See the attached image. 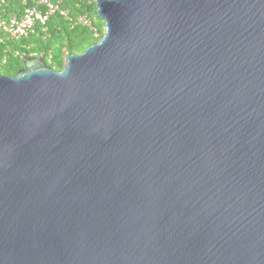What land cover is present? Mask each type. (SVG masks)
Returning a JSON list of instances; mask_svg holds the SVG:
<instances>
[{"label": "water", "instance_id": "1", "mask_svg": "<svg viewBox=\"0 0 264 264\" xmlns=\"http://www.w3.org/2000/svg\"><path fill=\"white\" fill-rule=\"evenodd\" d=\"M95 6L0 75V264H264V0Z\"/></svg>", "mask_w": 264, "mask_h": 264}, {"label": "trees", "instance_id": "2", "mask_svg": "<svg viewBox=\"0 0 264 264\" xmlns=\"http://www.w3.org/2000/svg\"><path fill=\"white\" fill-rule=\"evenodd\" d=\"M38 1L6 0L4 17H21L27 7L38 6ZM60 8L67 15L56 11L44 25L36 23L33 31L20 38H10L0 28V75L13 76L23 68V57L40 55L53 70H61L70 54H81L101 39L104 22L97 17L95 0H62ZM80 16L90 24L78 22Z\"/></svg>", "mask_w": 264, "mask_h": 264}, {"label": "built area", "instance_id": "3", "mask_svg": "<svg viewBox=\"0 0 264 264\" xmlns=\"http://www.w3.org/2000/svg\"><path fill=\"white\" fill-rule=\"evenodd\" d=\"M62 0H39L38 6L27 7L21 17H4V6L6 0H0V28L10 38H20L33 31L36 23L44 25L50 15L56 11L62 15H67V11L60 8ZM45 7V10L41 7ZM78 22L85 25L90 24V21L85 16H80ZM2 38L0 37V42Z\"/></svg>", "mask_w": 264, "mask_h": 264}]
</instances>
